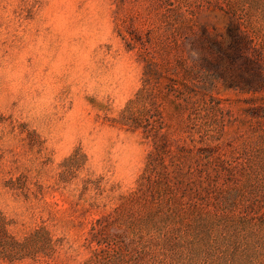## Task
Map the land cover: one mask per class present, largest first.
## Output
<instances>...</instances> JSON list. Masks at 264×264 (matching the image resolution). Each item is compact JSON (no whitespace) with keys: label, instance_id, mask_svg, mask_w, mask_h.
I'll list each match as a JSON object with an SVG mask.
<instances>
[{"label":"rangeland","instance_id":"374dc122","mask_svg":"<svg viewBox=\"0 0 264 264\" xmlns=\"http://www.w3.org/2000/svg\"><path fill=\"white\" fill-rule=\"evenodd\" d=\"M0 214L14 264H264V0H0Z\"/></svg>","mask_w":264,"mask_h":264},{"label":"trees","instance_id":"16d2710c","mask_svg":"<svg viewBox=\"0 0 264 264\" xmlns=\"http://www.w3.org/2000/svg\"><path fill=\"white\" fill-rule=\"evenodd\" d=\"M225 35V39L221 41H217L207 34H203L202 38L197 40L203 50L210 54H216L213 60L203 59L204 65L202 64V66L211 71H218V76L227 89H239L241 92L261 90L263 76L257 61L250 54V41L232 24L228 25ZM226 72L233 73L232 76H235L227 77ZM4 222L5 218L0 214V260L14 264L16 261L32 259L37 252L36 249H31L32 247L27 242L19 243L8 240L3 226ZM39 234L46 236L42 229L37 231V235ZM92 238L94 239L95 235Z\"/></svg>","mask_w":264,"mask_h":264}]
</instances>
